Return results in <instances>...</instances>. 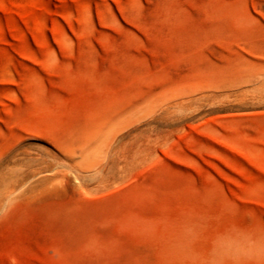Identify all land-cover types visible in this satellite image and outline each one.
<instances>
[{
    "label": "rangeland",
    "instance_id": "obj_1",
    "mask_svg": "<svg viewBox=\"0 0 264 264\" xmlns=\"http://www.w3.org/2000/svg\"><path fill=\"white\" fill-rule=\"evenodd\" d=\"M0 195V264H264V0H0Z\"/></svg>",
    "mask_w": 264,
    "mask_h": 264
},
{
    "label": "bare ground",
    "instance_id": "obj_2",
    "mask_svg": "<svg viewBox=\"0 0 264 264\" xmlns=\"http://www.w3.org/2000/svg\"><path fill=\"white\" fill-rule=\"evenodd\" d=\"M4 191H5V190H4ZM1 195H2V194H1ZM1 195H0V196H1Z\"/></svg>",
    "mask_w": 264,
    "mask_h": 264
}]
</instances>
